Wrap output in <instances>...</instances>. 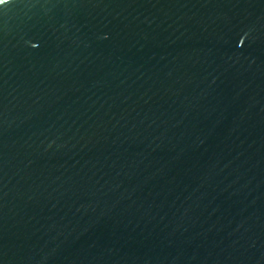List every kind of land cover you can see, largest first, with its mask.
Returning <instances> with one entry per match:
<instances>
[{"label": "water", "instance_id": "95a60500", "mask_svg": "<svg viewBox=\"0 0 264 264\" xmlns=\"http://www.w3.org/2000/svg\"><path fill=\"white\" fill-rule=\"evenodd\" d=\"M0 264H264V0H0Z\"/></svg>", "mask_w": 264, "mask_h": 264}]
</instances>
